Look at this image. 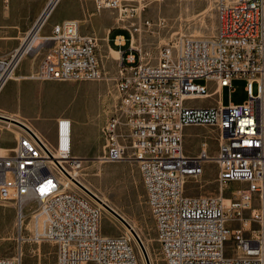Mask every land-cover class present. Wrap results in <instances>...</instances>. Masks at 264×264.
<instances>
[{"label": "built area", "instance_id": "built-area-1", "mask_svg": "<svg viewBox=\"0 0 264 264\" xmlns=\"http://www.w3.org/2000/svg\"><path fill=\"white\" fill-rule=\"evenodd\" d=\"M93 1L96 10L114 12L117 23L127 26L129 53L117 51L114 77H104L97 39L81 35L77 20H62L50 34L35 36L49 6L19 46L0 57V92L15 79L112 81L114 92L107 94L113 100L100 129L102 155L110 162L130 157L137 163L158 253L168 252L163 263L264 264V0H205L215 10L214 34L178 36L154 63L132 46L133 36L152 26L139 21L141 0ZM116 41L121 47L122 39ZM43 50L36 70L17 76L22 59ZM235 79L245 81L240 104L231 101ZM198 80L215 82L217 99L225 88L227 104L186 107L187 98L209 96ZM117 102L126 103V116H117ZM17 127L14 145L0 147V200L17 207L16 252L0 257V264H22L23 245L42 242L55 245V264H138L128 237L100 233V207L74 182L72 174L83 161L72 155L71 120H56L51 143ZM186 127L215 132L216 156L208 154L205 141L197 154H185ZM205 161L216 165L219 195H186L187 178H200ZM233 183L238 187L227 193ZM27 202L37 204L29 209L30 236L24 224ZM52 213H60L61 224H53ZM228 241L231 256L224 252Z\"/></svg>", "mask_w": 264, "mask_h": 264}, {"label": "rangeland", "instance_id": "rangeland-1", "mask_svg": "<svg viewBox=\"0 0 264 264\" xmlns=\"http://www.w3.org/2000/svg\"><path fill=\"white\" fill-rule=\"evenodd\" d=\"M141 4H144L145 7L140 13L139 21L148 20L152 23V26L150 29L143 28L140 34L134 35V46L151 63L156 61L160 49L178 36L208 38L215 32V10L211 2L205 0H141ZM56 14L57 18L63 17L65 15L64 6L57 7ZM114 14H112V17L115 19ZM103 16L106 15L103 13ZM158 19L163 21L162 25H157ZM113 22L119 28L124 27L116 20ZM122 30L128 32L127 26ZM115 35L114 32L108 33L110 39H113ZM125 37H128V35H125ZM95 38L97 39V56L104 77L112 78L115 76L118 66L117 61L108 53L106 33L101 36L95 35ZM5 45L0 41V48L5 47ZM127 49V47L123 49L125 54L129 53ZM43 52L44 50L41 52V56ZM33 57L35 56H27L24 61L25 68L29 67ZM196 82L203 84V80ZM244 86L245 81L242 79L232 81L234 93L231 96V101L233 103L240 104L246 99ZM108 90L113 94V82L105 79L80 82L9 81L0 92V109L9 115L21 113L26 122L31 124L32 121V126L37 129L39 135L50 143L54 138L52 118L58 115L70 119L73 127L72 155L83 161L80 168L76 170L77 178L87 185L91 193L93 192L97 197L104 200L107 205L133 227L148 251L150 264H164L160 252L158 253L154 226L146 205L137 163L130 157L110 162L104 160L102 155L103 141L100 129L105 120L106 109L110 108L113 100L112 96L107 94ZM255 91L254 85L253 92ZM222 96L223 101L227 103V90L223 91ZM205 100H198L196 103H202ZM3 121L6 122L7 120ZM13 124L18 126L15 123ZM6 128L8 126L0 122V147L2 148H9L14 145L15 135L12 129L20 133L18 127L10 126L11 129L9 130L11 131ZM202 141L207 143L208 154L213 157L216 156L218 144L215 132L206 127H186L183 130L185 154H197ZM202 169L203 172L200 178H187L184 185L185 194L188 196L219 195L220 191L215 181L217 173L215 163L205 161L202 164ZM236 187H238V184H230L226 189L227 193L230 189ZM223 197L228 196L224 195ZM94 201L96 202V200ZM97 202L100 203V200ZM31 207L35 209L37 204L30 205L27 202L24 205V224L27 225V231L25 232L27 236H30L33 230L32 223L29 220V209ZM100 210V233L107 237L121 235L128 237L138 264H146L144 253L131 233L127 232L111 213L102 207H100ZM16 221L17 207L15 204L11 201L0 200V257H11L16 252ZM224 252L228 256L234 254L232 242L225 243ZM55 263L56 247L53 243H26L23 245L22 264Z\"/></svg>", "mask_w": 264, "mask_h": 264}, {"label": "crops", "instance_id": "crops-1", "mask_svg": "<svg viewBox=\"0 0 264 264\" xmlns=\"http://www.w3.org/2000/svg\"><path fill=\"white\" fill-rule=\"evenodd\" d=\"M60 5L64 6L65 15L57 18L56 10ZM49 6L51 9L45 24L37 32L39 37L50 34L53 24L66 19H75L80 24L79 32L81 35H92L95 37V35L101 36L106 33L108 53H110V50L117 53L118 50L123 51L126 47L129 50V43L128 45L126 44L128 37H125V35L129 36L128 32L123 31V27L119 28L114 24L113 21L116 18L112 17V14H114L112 11L107 9L96 10L93 0H0V41L6 44L5 47L0 48V57L7 56L19 46L22 38L28 35ZM86 13L89 15L87 16ZM103 13L106 16H103ZM113 32L116 35L113 39H110L108 33L111 34ZM117 38L122 39L121 47H119L118 41H116ZM32 56L35 57L32 58L27 68L24 67V61L27 59V56L22 59L17 70V76H28L36 70L42 56L41 54ZM13 81H16V79ZM203 84H205L209 96L187 98L184 102L186 107L211 108L227 104L223 101L222 96L223 91L226 90L225 88L220 89V97L217 99L214 96L216 89L215 82L207 81L203 82ZM211 86L213 88H210ZM202 99L206 100L202 103H196ZM58 118V115L52 118L54 127ZM33 128L35 129L34 126Z\"/></svg>", "mask_w": 264, "mask_h": 264}, {"label": "bare ground", "instance_id": "bare-ground-1", "mask_svg": "<svg viewBox=\"0 0 264 264\" xmlns=\"http://www.w3.org/2000/svg\"><path fill=\"white\" fill-rule=\"evenodd\" d=\"M208 7H210V6H208ZM209 9V8H208ZM206 12V11H205ZM38 30L39 29H37V30H35V36L37 37V38H39V35H38ZM134 43H135V38H134V36H133V39H132V46L134 47ZM110 56L114 59V60H117V58H118V53H116V52H114V51H112V50H110ZM23 115L21 114V113H16V114H14V115H9V114H6V112H4L3 110H1L0 109V122H2V123H4V124H6L7 126H8V128L7 129H11V128H9L10 126H13V127H16L17 128V126L16 125H14L13 123H15V122H17V123H20V124H22V125H24L26 128H28L30 131H32L34 134H36L41 140L43 139L40 135H39V132L38 131H36V129H34L33 128V126H32V124H29L28 122H26V120L24 119V116L22 117ZM117 116H126V103L125 102H118V106H117ZM3 118H6V119H3ZM7 120L6 122L5 121H3V120ZM11 122H13V123H11ZM16 124V123H15ZM11 131V130H10ZM12 132L14 133V135H15V137L19 134L18 133V131H16V130H13L12 129ZM4 150V149H3ZM101 160V159H100ZM100 162H104V161H100ZM106 162V161H105ZM72 177L73 178H75L76 179V181L79 183V184H81L87 191H89L90 193H91V190L87 187V185H85L80 179H78L77 178V175H73L72 174ZM85 192V191H84ZM86 193V192H85ZM93 193V192H92ZM91 193V194H92ZM89 196V195H88ZM93 196H95L97 199H99L100 200V203L99 202H97V200H96V202H97V204H98V206L99 207H102V208H104L107 212H109V213H111L110 211H109V209H107V207L108 208H110L111 210H113L109 205H107L105 202H104V200H102L101 198H99V197H97L94 193H93ZM90 197V196H89ZM93 200H95L93 197H91ZM98 200V201H99ZM106 204L105 206H107L106 208L105 207H103L102 206V204ZM149 209V208H148ZM114 211V210H113ZM115 212V211H114ZM112 214V213H111ZM113 215V214H112ZM123 218V217H122ZM117 219V218H116ZM124 219V218H123ZM52 220H53V224H61V215H60V213H52ZM125 220V219H124ZM119 221V220H118ZM126 221V220H125ZM120 222V221H119ZM127 222V221H126ZM128 223V222H127ZM120 224L126 229V231L127 232H129V229L123 224V223H121L120 222ZM130 225V224H129ZM130 227L133 229V227L130 225ZM144 247V250H145V253H146V255H147V257H148V259H149V254H148V251H147V249H146V247L145 246H143ZM160 255H161V257H162V260H168V252H160Z\"/></svg>", "mask_w": 264, "mask_h": 264}, {"label": "water", "instance_id": "water-1", "mask_svg": "<svg viewBox=\"0 0 264 264\" xmlns=\"http://www.w3.org/2000/svg\"><path fill=\"white\" fill-rule=\"evenodd\" d=\"M18 126H20L21 128H23V129H25V130H27V128L24 126V125H22V124H20V123H17V122H15ZM77 185H78V187L84 192H86V194L87 195H89L90 197H93L95 200H97L98 201V199L95 197V196H93V194H91L89 191H87L81 184H79L78 182H76V181H74ZM105 206V205H104ZM105 207H107V206H105ZM107 209H109V211L113 214V216L115 217V218H117V220H119L121 223H123L128 229H129V232L131 233V235L134 237V239L136 240V242L138 243V245H139V247L141 248V250H142V252L144 253V256H145V261H146V264H150V262H149V260H148V257H147V255H146V253H145V250H144V248H143V245H142V243H141V241H140V239H139V237H138V235L136 234V232L130 227V225L119 215V214H117L116 212H114L113 210H111L110 208H108L107 207Z\"/></svg>", "mask_w": 264, "mask_h": 264}, {"label": "trees", "instance_id": "trees-1", "mask_svg": "<svg viewBox=\"0 0 264 264\" xmlns=\"http://www.w3.org/2000/svg\"><path fill=\"white\" fill-rule=\"evenodd\" d=\"M126 43H127V44L129 43V42H128V40H127V42H126ZM124 45H126V44H124Z\"/></svg>", "mask_w": 264, "mask_h": 264}]
</instances>
